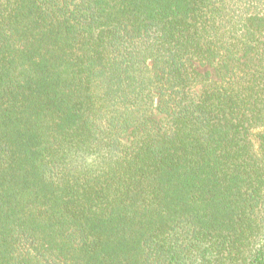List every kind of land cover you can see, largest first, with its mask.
<instances>
[{
    "label": "trees",
    "instance_id": "16d2710c",
    "mask_svg": "<svg viewBox=\"0 0 264 264\" xmlns=\"http://www.w3.org/2000/svg\"><path fill=\"white\" fill-rule=\"evenodd\" d=\"M0 264H264V0H0Z\"/></svg>",
    "mask_w": 264,
    "mask_h": 264
},
{
    "label": "rangeland",
    "instance_id": "374dc122",
    "mask_svg": "<svg viewBox=\"0 0 264 264\" xmlns=\"http://www.w3.org/2000/svg\"><path fill=\"white\" fill-rule=\"evenodd\" d=\"M199 70L200 71H206V70H209V68H207L206 66L205 67L204 66H202V67L199 66Z\"/></svg>",
    "mask_w": 264,
    "mask_h": 264
}]
</instances>
